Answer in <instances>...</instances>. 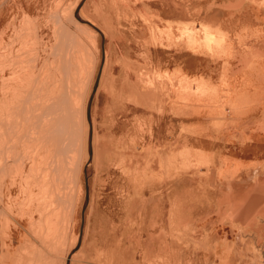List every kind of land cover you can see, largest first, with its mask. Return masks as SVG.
I'll return each instance as SVG.
<instances>
[{
    "label": "rangeland",
    "instance_id": "374dc122",
    "mask_svg": "<svg viewBox=\"0 0 264 264\" xmlns=\"http://www.w3.org/2000/svg\"><path fill=\"white\" fill-rule=\"evenodd\" d=\"M78 2L0 0V264H264V0Z\"/></svg>",
    "mask_w": 264,
    "mask_h": 264
},
{
    "label": "water",
    "instance_id": "95a60500",
    "mask_svg": "<svg viewBox=\"0 0 264 264\" xmlns=\"http://www.w3.org/2000/svg\"><path fill=\"white\" fill-rule=\"evenodd\" d=\"M84 2H85V0H81L79 2L78 6H77V8L75 10V13H74L75 18L77 20H79L80 22L89 25L91 28H93L98 33H100L101 36H102V38H103V40H104L105 39V36L101 32V30L98 27H96L94 24H92L89 21L84 20L80 16V10L83 7ZM104 64H105V49H104V42H103V56H102L101 66H100L99 73H98V76H97V79H96V84H95L94 89H93V94L91 95V98H90V101H89V106H88V117L89 118H91V108H92V104H93V100H94L95 94H96V92L98 90V87H99V82H100V78H101V74H102V71H103ZM92 142H93V126L91 127L90 135H89V144H90L91 149L93 147V143ZM86 174H87V171L85 169V175ZM85 182H86V195H85V201H84V205H83V209H82V222H81V228H80L79 242L76 245V247L72 250V252H71V254L69 256V259L71 258V256L74 253H76L79 250V248L81 246L82 238H83L84 227H85V213H86V210H87V208L89 206V200H90L89 199L90 198V189H89V182H88L87 175L85 176Z\"/></svg>",
    "mask_w": 264,
    "mask_h": 264
},
{
    "label": "bare ground",
    "instance_id": "6f19581e",
    "mask_svg": "<svg viewBox=\"0 0 264 264\" xmlns=\"http://www.w3.org/2000/svg\"><path fill=\"white\" fill-rule=\"evenodd\" d=\"M242 3H243V2H241V4H242ZM237 5H238V4H237ZM229 6H231V5H229ZM239 6H240V5H239ZM76 8H77V7H76ZM76 8H75V9H76ZM226 8H227V7H226ZM217 42H218V41H217ZM263 43H264V41H263ZM214 44H217V43L214 42ZM3 47H4V46H3ZM3 47H2V48H3ZM75 61H76V60H75ZM66 68H67V67H66ZM89 148H90V153L92 154V151H93V150L91 149L90 146H89ZM263 209H264V207H263Z\"/></svg>",
    "mask_w": 264,
    "mask_h": 264
},
{
    "label": "crops",
    "instance_id": "0c3cea01",
    "mask_svg": "<svg viewBox=\"0 0 264 264\" xmlns=\"http://www.w3.org/2000/svg\"><path fill=\"white\" fill-rule=\"evenodd\" d=\"M80 1H81V0H79V2H80ZM85 1H86V0H85ZM79 2H78V4H79ZM78 4H77V6H78ZM84 4H85V2H84ZM84 4H83V5H84ZM77 6H76V7H77ZM81 9H82V8H81ZM80 16H81V10H80ZM81 17H82V16H81ZM83 236H84V233H83ZM82 240H83V238H82ZM81 246H82V245H81ZM81 246H80L79 250L81 249ZM79 250H78V251H79Z\"/></svg>",
    "mask_w": 264,
    "mask_h": 264
}]
</instances>
